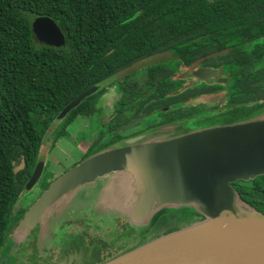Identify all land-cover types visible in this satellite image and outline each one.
Instances as JSON below:
<instances>
[{
    "label": "trees",
    "instance_id": "obj_1",
    "mask_svg": "<svg viewBox=\"0 0 264 264\" xmlns=\"http://www.w3.org/2000/svg\"><path fill=\"white\" fill-rule=\"evenodd\" d=\"M37 16L56 22L63 45L34 37ZM161 52L171 58L122 75ZM200 65L220 66L222 77L195 83L176 76ZM93 86L99 88L67 110ZM110 88L107 114L97 104ZM216 95L209 108L194 103ZM263 112L264 0H0V252L29 205L18 200L44 154V135L62 117L56 137L78 115L93 116L86 157L128 136L117 128L140 113L146 115L137 134L228 124ZM232 185L264 213V175ZM65 246L89 251L82 237ZM90 254L94 261L87 264L104 261L97 247Z\"/></svg>",
    "mask_w": 264,
    "mask_h": 264
},
{
    "label": "water",
    "instance_id": "obj_2",
    "mask_svg": "<svg viewBox=\"0 0 264 264\" xmlns=\"http://www.w3.org/2000/svg\"><path fill=\"white\" fill-rule=\"evenodd\" d=\"M31 27L40 42L57 47L65 42L47 16L35 17ZM98 88L83 92L67 110ZM140 118L120 128L131 127ZM182 129L164 126L87 156L39 194L13 230L26 235L63 198L74 195L87 202L91 195L86 192L118 183L130 192L126 202L131 203V215L143 213L139 224H149L159 212L179 209L185 212H180L184 220L98 264H264V213L244 201L232 185L264 175V112L233 123ZM42 157L31 177L34 182Z\"/></svg>",
    "mask_w": 264,
    "mask_h": 264
},
{
    "label": "rangeland",
    "instance_id": "obj_3",
    "mask_svg": "<svg viewBox=\"0 0 264 264\" xmlns=\"http://www.w3.org/2000/svg\"><path fill=\"white\" fill-rule=\"evenodd\" d=\"M168 58H171L169 52L157 53L133 64L122 72V75L149 63L164 61ZM216 71L213 67H203L199 68L197 73H192V75L195 78H204L216 74ZM140 75L141 71H137L136 76L139 77ZM187 75L189 76V70L184 69L182 73L176 76ZM188 80H191V77ZM113 99L114 88H110L100 96L97 105L103 106L104 111L109 114L112 112V107L110 106L113 103ZM214 100L218 102L219 96H207L206 100L197 99L194 103L204 108H209L207 102H213ZM69 106L71 107L72 105ZM107 117L105 120H107ZM93 119L90 117L89 121L88 117L87 119L79 117L78 121L71 124V127L68 126L69 131L72 132L71 138L62 136V139L55 140L57 125L53 124L49 127L43 138V165H38L34 172L36 178L39 177V179L36 182L29 180L25 184L18 200L19 203L25 206L30 205L33 197L37 198L39 194L47 189L51 182L87 157H84V152L89 145V141L80 142L81 137L78 138L76 143L75 136L79 132L88 135L94 129L90 125ZM134 127L132 126L129 130L130 133L126 132L128 136L120 141L134 136L136 133H132L137 131V126ZM118 142L113 143L109 147L118 144ZM49 149H51L50 152ZM21 165L22 162L20 161L16 164L15 170L19 169ZM127 190L122 184L110 183L109 186H105L99 192H86V196L91 195V200H86L87 202L80 200L74 195L63 198L56 206L50 209L48 216L46 219L44 218V222L36 224L26 235L17 234L15 230L10 233L16 243L14 240H6V243L1 248L0 264H87L94 261V256L90 253L79 255V251L76 250L64 251L63 246L68 244L71 239L68 233L82 235L84 246H87L88 250L97 247L100 258L105 261L164 232L175 229L178 223L177 218H182L180 212L183 211L181 209L173 211L176 218H171L170 213L167 211L159 212L149 224L141 225L138 221L143 213L134 211L132 212L133 215H131V203L130 201L126 202L130 196V192H127ZM94 208L95 210H93ZM185 219H188V216ZM132 221H136L138 225H135ZM65 226H67L66 232L68 233L64 232L63 228ZM55 242H58L59 245L54 244Z\"/></svg>",
    "mask_w": 264,
    "mask_h": 264
},
{
    "label": "flooded vegetation",
    "instance_id": "obj_4",
    "mask_svg": "<svg viewBox=\"0 0 264 264\" xmlns=\"http://www.w3.org/2000/svg\"><path fill=\"white\" fill-rule=\"evenodd\" d=\"M203 67H213L214 69H216L217 71V73L216 74H214V75H212V76H207V77H204V79H201V80H205V81H207V80H209V79H218L219 77H222V72H221V67L219 66V67H214V66H209V65H206V66H203V65H200V66H196V67H194V68H192V69H188L189 70V76L187 75V76H182V78H184L187 82H198L199 81V78H195V76H193L192 75V73H194V72H198L199 71V68H203ZM179 77V76H178ZM191 77V80H188V78H190ZM115 80V79H114ZM110 81H112V80H107L105 83H103L102 84V86H105L108 82H110ZM216 96H218V95H216ZM215 101V100H214ZM146 114H137L136 116H141V118H140V120L136 123V124H134L133 125V128H135L134 126H137V130L138 131H141V130H143V127H142V125H141V121H142V119L144 118V116H145ZM93 117L92 115H88L87 117H88V119H89V121H90V117ZM136 116H134L133 118H135ZM79 117H81V118H83V119H87V117H84V116H80V115H78L68 126H70L71 127V124L73 123H75L76 121H78V118ZM106 118V117H105ZM133 118H131L130 120H132ZM62 119H64V117H62L59 121H57V122H55V123H53V124H56L57 125V127H58V125L61 123V121H62ZM110 119V116L109 117H107V120H102V122H108V120ZM130 120H128L127 122H129ZM127 122H125V123H127ZM125 123H123V124H125ZM52 124V125H53ZM123 124H121L118 128H117V130H126V132H129V130L132 128V126L131 127H129V128H124V129H121L120 127L123 125ZM90 125H92L93 126V128H95V123H94V121H92V124H90ZM68 126H66L65 127V130L67 131V134H65V137H69V138H71V136H72V132L71 131H69V129H68ZM98 127V126H97ZM100 127H102V126H100ZM57 129L58 128H56V131H57ZM94 130V129H93ZM94 133V132H93ZM130 133V132H129ZM134 133V132H133ZM135 133L137 134V131H135ZM134 133V134H135ZM78 135L77 136H75L76 137V143H77V141H78V138H80V134H82V132H79V133H77ZM108 135V134H107ZM106 135V136H107ZM62 136H64V135H62ZM62 136H60V137H56V139L55 140H60V139H62L61 137ZM90 136L91 135H85V137H83L81 140H80V142H83L84 140H88L89 141V145H90ZM64 138V137H63ZM75 139V138H74ZM53 145H54V142H53ZM52 145V146H53ZM89 145H88V147H87V149L89 148ZM51 146V147H52ZM52 149V148H51ZM51 149H49V152H50V150ZM86 149V150H87ZM86 150H85V152H86ZM85 152H84V154H85ZM64 226V225H63ZM67 226H65L63 229L65 230V232H66V228ZM66 233H68V232H66ZM68 236H70L71 237V239L72 238H75V237H78L79 238V240H80V237H82V240H83V236L82 235H74V234H72V233H68ZM55 238V237H54ZM53 238V239H54ZM70 239V240H71ZM84 243V242H83ZM51 244V243H50ZM54 244H56V245H59V243L58 242H55ZM67 245V244H66ZM64 247V251L65 252H68V251H70V250H74V249H71V248H68V249H66L65 247V245L63 246ZM88 253H90V250L89 251H87L85 254H88ZM79 255H83L82 254V252L81 251H79Z\"/></svg>",
    "mask_w": 264,
    "mask_h": 264
}]
</instances>
